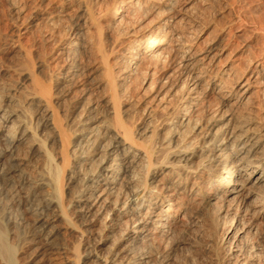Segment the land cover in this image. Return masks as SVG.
I'll return each instance as SVG.
<instances>
[{
	"label": "bare ground",
	"instance_id": "bare-ground-1",
	"mask_svg": "<svg viewBox=\"0 0 264 264\" xmlns=\"http://www.w3.org/2000/svg\"><path fill=\"white\" fill-rule=\"evenodd\" d=\"M10 6L0 264H264V0Z\"/></svg>",
	"mask_w": 264,
	"mask_h": 264
},
{
	"label": "rangeland",
	"instance_id": "rangeland-1",
	"mask_svg": "<svg viewBox=\"0 0 264 264\" xmlns=\"http://www.w3.org/2000/svg\"><path fill=\"white\" fill-rule=\"evenodd\" d=\"M34 3H38V0H33ZM213 22L219 21V16H212ZM19 18H17V14L12 10L10 6V0H3L0 6V48L3 49L8 46L13 36L16 34V27L19 25ZM33 29L30 30L25 36L22 38V43L29 47L32 51L34 57H38L39 59L43 58V45L38 38H36L35 34H33ZM133 103L125 106L128 108ZM33 264H42V263H33ZM43 264H48V262H43Z\"/></svg>",
	"mask_w": 264,
	"mask_h": 264
}]
</instances>
